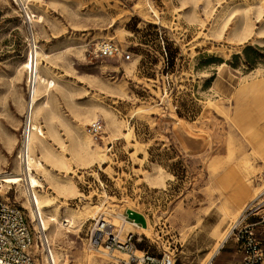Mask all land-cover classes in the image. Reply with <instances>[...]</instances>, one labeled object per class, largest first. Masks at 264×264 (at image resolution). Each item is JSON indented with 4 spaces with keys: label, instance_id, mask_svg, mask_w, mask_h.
Listing matches in <instances>:
<instances>
[{
    "label": "rangeland",
    "instance_id": "374dc122",
    "mask_svg": "<svg viewBox=\"0 0 264 264\" xmlns=\"http://www.w3.org/2000/svg\"><path fill=\"white\" fill-rule=\"evenodd\" d=\"M28 7L39 51L48 55L39 59L54 82L50 98L58 135L69 145L67 131L77 138L90 134L92 121L104 123L101 136L91 142L101 148L102 158L74 163L67 175L77 187L75 196L57 197L37 174L41 190L57 197L52 208L61 216L85 206L101 208L79 228H62L65 237L58 246L69 264L127 259L118 250L105 257V245L95 242L92 230L101 213L122 224L117 216H126L128 208L149 223L148 231L123 229V235L136 233L137 250H148L163 264H205L219 236L263 186L264 153L254 141L256 129L242 125L251 108L235 114L241 90L264 86L259 0H29ZM246 9L258 34L240 41L232 36L233 24ZM28 32L15 1L0 0V171L17 168L18 174L30 74L21 66L30 52ZM104 41L131 59L97 57L95 49ZM38 96L45 98V92ZM37 123L45 130L42 118ZM112 123L120 133H113ZM245 168L251 174L247 181ZM158 174L161 185L154 182ZM23 187L5 186L0 195L22 207L31 221ZM259 219L242 217L236 228ZM254 232L264 249V224ZM235 234L236 229L212 264L242 263Z\"/></svg>",
    "mask_w": 264,
    "mask_h": 264
},
{
    "label": "bare ground",
    "instance_id": "6f19581e",
    "mask_svg": "<svg viewBox=\"0 0 264 264\" xmlns=\"http://www.w3.org/2000/svg\"><path fill=\"white\" fill-rule=\"evenodd\" d=\"M257 18L264 23V0H259ZM229 20L230 19L225 22V27L228 26ZM233 25L234 27L232 36L237 37L240 41L249 39L252 35L258 34L257 32H255L254 23L251 18L249 9H246L244 11V16L243 18H241V21L238 20ZM37 56L38 58L36 59V61H31L29 56H26V59L21 66L23 69H25V71H28L30 73L29 78L31 79V82H33L32 100H36L34 108V119H36L35 121L37 122L39 121V118H42L45 130L42 131V135H39L37 131L33 133V137L30 143V173L29 177L26 178L27 184L24 185L22 183V178L21 175L17 173V168L14 171L3 170L0 171V191L2 190L1 188H4L5 186L11 188V185H16V187L19 188L24 185L25 189L23 187L22 190L26 193V195H34V201L32 200L30 195V200L27 197L26 208L30 212V217L34 222L33 224L35 228H43L45 230L52 258L55 264H69V261H67V254L58 246V243L62 240L63 237H65V233L62 231V228L65 226L70 229H75L76 227L79 228L80 226H82L81 223L88 220L89 217H93L95 213L101 210V208H99L98 206H85L77 212L69 211L67 214L65 213L64 216H61L58 213L57 207L53 206L52 208V205L54 199L57 197H64L65 199H67L68 197H73L78 193L75 184L70 179H67V175L72 170L73 164H91L96 160H100L102 158L101 153L103 152L100 150L101 148H97L98 146L94 148L91 146V142L94 137L90 134L86 133L85 135L74 138L71 134V132H73L72 129L67 131V133L69 134V145H67L62 137L58 135V130L55 126V122L57 120V112H55V110L53 109L51 103L52 99L50 98L51 87L54 82L51 79L50 72L42 68V64L40 63L39 59V56H46L48 58V55L45 54L43 50H37ZM42 90L43 92H45V98L38 96ZM37 96L39 98H37ZM95 117L96 115L92 114L89 120L91 121V119ZM111 126H114V134L121 132L118 124L112 123ZM50 137H53L55 139L59 147L62 149L61 151H58L51 146V144L49 143ZM56 169L59 172H65L66 174L64 176L55 174L54 172L56 171ZM38 173H40L44 177L47 184H49V188H52L54 190V192L57 194V197L50 196L45 190H41L44 188V184L39 180L40 177H38ZM249 175H251L249 169L245 168V181L249 179ZM154 182L155 184L159 185L163 184V178L161 174H158ZM249 206L250 204L245 208L240 217L236 220L235 224L231 226L226 233L219 236L217 246L208 256L205 264L213 263L220 249L224 247L225 244L230 240V237L233 236L234 229L240 222L244 212L248 209ZM127 210L129 211L130 215L134 219H136V223L126 220L122 213L117 216L120 221H122V224L120 222L117 223V220L115 218L109 219L108 217H105L103 213H101L102 215L99 219V224L104 221L106 224L114 227L113 232L118 231L119 233H124L123 229L125 228V226H128L133 230H135L136 228H139L143 231L149 230V223L144 214L132 208H128ZM38 216L40 219L38 218ZM138 221L142 223L145 222L146 226L138 225ZM69 231L70 230H68L67 232ZM137 252L139 253L140 250H137ZM120 253L127 254L126 252ZM103 254L105 257L114 256L112 255V252L107 251V249ZM86 259H89V256ZM165 262L167 263V260H165Z\"/></svg>",
    "mask_w": 264,
    "mask_h": 264
},
{
    "label": "built area",
    "instance_id": "2783aa9c",
    "mask_svg": "<svg viewBox=\"0 0 264 264\" xmlns=\"http://www.w3.org/2000/svg\"><path fill=\"white\" fill-rule=\"evenodd\" d=\"M14 1L22 11L28 24L29 58L31 61H36L39 42L36 39L32 25L34 18H31L32 13L29 11V0ZM125 53L117 44L111 41L101 42L95 49V55L100 58L124 56L126 60L131 59V54L129 52ZM32 86L33 82L28 77V101L23 115L16 152L20 169L19 174L24 185L27 184L26 178L29 177L30 173V143L33 133L37 131L39 135H42L43 131L42 125L34 119L36 100H32ZM88 127L94 138H99L104 131V123L100 119L92 121ZM30 196L34 201V195L31 194ZM125 213L126 220H132L136 223L135 219L130 217L128 210ZM244 213V218L248 219L250 216L258 215L260 219L258 222L247 224L240 229L235 228L237 230L235 238L243 257L241 264H263L264 249L262 241L254 232V228L264 224V181L261 190L256 194ZM100 217L101 215L96 219L92 230L95 242L97 244L103 243L110 252L118 250L126 252L128 255L127 259H119L115 264H163V259H159L148 250L137 252L136 242L139 239L136 237V233L128 232L125 235L118 231H115V233L113 232L114 227L104 221L99 224ZM33 223L32 219L30 221L24 213L22 207L8 203L0 195V264H55L45 230L35 228ZM137 224L143 226L142 223ZM93 236L91 239H93ZM38 251L41 253L42 262L37 254Z\"/></svg>",
    "mask_w": 264,
    "mask_h": 264
},
{
    "label": "crops",
    "instance_id": "0c3cea01",
    "mask_svg": "<svg viewBox=\"0 0 264 264\" xmlns=\"http://www.w3.org/2000/svg\"><path fill=\"white\" fill-rule=\"evenodd\" d=\"M236 116L242 114L243 107H250L248 119L242 120L244 127H255V143L264 153V86L256 85L240 91L235 101ZM243 119V118H242Z\"/></svg>",
    "mask_w": 264,
    "mask_h": 264
},
{
    "label": "water",
    "instance_id": "95a60500",
    "mask_svg": "<svg viewBox=\"0 0 264 264\" xmlns=\"http://www.w3.org/2000/svg\"><path fill=\"white\" fill-rule=\"evenodd\" d=\"M129 214H130V213H129ZM130 217L133 218L131 215H130ZM133 219H134V218H133ZM135 221H136V219H135ZM138 223H142V222L138 221ZM142 224H143V226H146L145 222L142 223Z\"/></svg>",
    "mask_w": 264,
    "mask_h": 264
}]
</instances>
